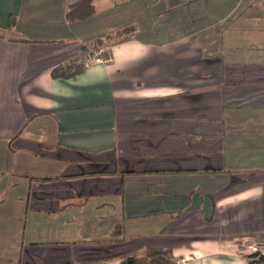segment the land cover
I'll use <instances>...</instances> for the list:
<instances>
[{
    "label": "crops",
    "instance_id": "crops-1",
    "mask_svg": "<svg viewBox=\"0 0 264 264\" xmlns=\"http://www.w3.org/2000/svg\"><path fill=\"white\" fill-rule=\"evenodd\" d=\"M75 1L0 0V264H264V0Z\"/></svg>",
    "mask_w": 264,
    "mask_h": 264
},
{
    "label": "trees",
    "instance_id": "trees-1",
    "mask_svg": "<svg viewBox=\"0 0 264 264\" xmlns=\"http://www.w3.org/2000/svg\"><path fill=\"white\" fill-rule=\"evenodd\" d=\"M94 14V7L92 0H76L74 3L69 5L67 12L65 14L66 21L69 23L85 21L92 17ZM130 29H123L114 33L120 38L129 35ZM110 36V35H109ZM106 36L105 38H109ZM119 38V39H120ZM101 40H97L96 43H99ZM99 45V46H101ZM87 47L83 48V51ZM84 68V63L81 61L73 60L71 63L65 66H58L51 71V77L57 79H69L75 77L79 74ZM120 230V227H117L116 230ZM119 264H175V261L171 257L169 251H156L151 250L147 251L145 255L138 257L136 254H124L119 257ZM258 262H263L261 258H258Z\"/></svg>",
    "mask_w": 264,
    "mask_h": 264
},
{
    "label": "rangeland",
    "instance_id": "rangeland-1",
    "mask_svg": "<svg viewBox=\"0 0 264 264\" xmlns=\"http://www.w3.org/2000/svg\"><path fill=\"white\" fill-rule=\"evenodd\" d=\"M119 36L117 35H110L109 38H104V40H101L98 44L95 42L89 43L87 45L86 48V52H84V54H86L87 56H90L89 58H86V55H84V57L82 59H80V57L76 58V61H81V62H87V61H91L92 58H103L106 57L107 55V46H109L111 43H113L114 41L119 40ZM101 45V46H99Z\"/></svg>",
    "mask_w": 264,
    "mask_h": 264
},
{
    "label": "built area",
    "instance_id": "built-area-1",
    "mask_svg": "<svg viewBox=\"0 0 264 264\" xmlns=\"http://www.w3.org/2000/svg\"><path fill=\"white\" fill-rule=\"evenodd\" d=\"M255 251L257 253V259L261 258L263 260V262H264V244H263V246L255 249Z\"/></svg>",
    "mask_w": 264,
    "mask_h": 264
}]
</instances>
